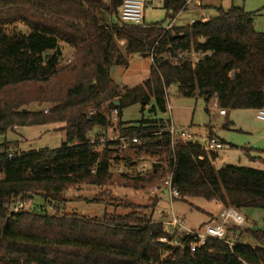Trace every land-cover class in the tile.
<instances>
[{
  "label": "trees",
  "instance_id": "obj_1",
  "mask_svg": "<svg viewBox=\"0 0 264 264\" xmlns=\"http://www.w3.org/2000/svg\"><path fill=\"white\" fill-rule=\"evenodd\" d=\"M123 2L0 0V136L17 125L65 124L60 148L12 153L10 141L0 142V264H264L261 228L229 225L233 247L212 239L191 252L188 236H179L178 245L161 242L172 237L154 222V209L136 212L129 205L133 211L126 215L106 212L99 218L64 211V192L71 187L150 189L169 175L179 200L264 210V170L218 168V154L200 144L173 145L167 133L172 121L164 116L170 87L183 97L203 98L207 111L213 102L227 112L264 107V31L256 28L254 12L215 7L206 21L166 30L162 24L122 23ZM163 5L173 18L187 9L186 0ZM62 43L74 50L68 63ZM143 53L153 58L149 78L118 85L112 68H127ZM32 103L49 107L24 112ZM134 105L142 117L124 121V110ZM114 109L116 124L109 121ZM108 129L138 136V142L131 140L127 149L120 141L101 142ZM243 149L250 156L252 148ZM151 157L158 162L145 174L113 170L120 160L134 167ZM20 203L24 209L17 212Z\"/></svg>",
  "mask_w": 264,
  "mask_h": 264
},
{
  "label": "rangeland",
  "instance_id": "obj_2",
  "mask_svg": "<svg viewBox=\"0 0 264 264\" xmlns=\"http://www.w3.org/2000/svg\"><path fill=\"white\" fill-rule=\"evenodd\" d=\"M202 1L207 6L206 10L198 9L195 3ZM193 0L186 10L181 11L175 18L171 17L163 5V0H149L145 7V24H162L166 27L173 24L176 27H186L194 21L201 20V16L212 17L216 14L215 7L229 9L231 6H242L247 11L254 12L255 25L260 31H264V0ZM205 11H210L209 15ZM25 29V28H24ZM121 40L120 44L124 45ZM61 49L64 55V62L72 58L74 50L62 43ZM194 62L199 59V54L192 55ZM151 59L143 58L136 54L130 60L127 68L114 67L112 71L113 80L122 87H132L149 78L151 72ZM168 93L167 112L165 117L169 118L178 130L187 129L198 134L201 143H204L208 136V130L204 129V124L211 122L218 137L226 144L222 150L217 152L219 158L215 161L216 167L220 168L226 164L249 166L264 170V124L256 118L254 109L230 110L226 116L220 115L213 104H209L211 113L205 111L206 101L201 97H183L179 94L177 87H171ZM48 105L32 103L23 108L24 112L35 113L47 109ZM107 107L103 106L102 110ZM94 110V109H93ZM146 115H149L146 112ZM142 117L140 105H134L124 110V121H136ZM226 125L227 127H225ZM65 124L56 123L48 125H26L15 126L4 137L0 136V142L10 141L11 152H22L29 150H42L46 148H60L65 141ZM215 133V132H214ZM112 129H108L107 136L101 138V142L107 141L111 136H115ZM243 148H254L249 154ZM259 150V151H258ZM131 157H135L132 151H127ZM127 152H123L122 156ZM211 153V152H209ZM253 156V157H252ZM252 158V159H251ZM253 158H256L255 160ZM259 158V159H258ZM158 162V157H151L139 160V163L132 167L125 160H120L113 168L115 173L145 174L150 171L154 164ZM163 180L159 183L161 186ZM156 187V188H158ZM131 189L119 185L109 187H96L90 185H80L71 187L64 192L66 199L64 211L70 214H77L85 217H102L106 212L126 215L133 211L129 205H134L136 212L151 211L154 209V219H158L160 209L172 213L183 220L194 230L204 229V225L211 220L210 213H215L213 201L203 198H189L187 200L171 199L165 193H157V189ZM36 202H41L37 199ZM28 202L27 207L34 204ZM155 207L153 208V204ZM50 213H54L52 207ZM246 218L243 228L264 229V210L259 208H247L240 211ZM252 243V239H245Z\"/></svg>",
  "mask_w": 264,
  "mask_h": 264
},
{
  "label": "built area",
  "instance_id": "obj_3",
  "mask_svg": "<svg viewBox=\"0 0 264 264\" xmlns=\"http://www.w3.org/2000/svg\"><path fill=\"white\" fill-rule=\"evenodd\" d=\"M193 0H186V6ZM149 0H124L121 7V19L122 23L129 25H138L144 26L145 22V7ZM206 21L207 19H201ZM196 21H193V23ZM192 23V24H193ZM166 30L173 28L172 23L167 25ZM182 55L180 54L179 57ZM174 63L178 62V58L172 59ZM171 88V87H170ZM167 89V102H168V93L171 89ZM216 97V96H215ZM169 104V102H168ZM214 107H216L221 115H227V110L219 108L216 102H213ZM256 118L264 124V107L256 110ZM110 123L116 124L118 122V110L114 109L109 117ZM161 133V132H160ZM167 133L171 135L172 144L177 143L184 144H200L201 147L206 152L217 153L224 148V143L216 137H208L204 140V143H201L197 137L189 132L188 130H178L174 124H172ZM138 142V136H126L120 137L119 135L111 136L108 141H120L123 149H127L130 141ZM92 141L94 138L92 137ZM200 158H203L202 156ZM157 189V193H165L173 200L180 197V192L178 189L174 188L172 185V176L169 175ZM24 209V204L20 203L15 207V211H20ZM158 219H155L154 222L161 223L164 230L172 237L161 238L162 243H167L170 245L179 244V236H188L189 237V247L191 252H196L198 249L207 245V243L212 240L225 241L230 247H233L236 244V239L228 240L227 239V229L229 225L244 226L246 224V218L244 215L234 207H224L218 216L214 217L204 225V229L194 230L190 228L183 220L177 217V215L172 212L168 213L162 209L158 211Z\"/></svg>",
  "mask_w": 264,
  "mask_h": 264
},
{
  "label": "crops",
  "instance_id": "obj_4",
  "mask_svg": "<svg viewBox=\"0 0 264 264\" xmlns=\"http://www.w3.org/2000/svg\"><path fill=\"white\" fill-rule=\"evenodd\" d=\"M200 1V0H199ZM195 7L196 8H198V9H202V10H206V8H205V5L202 3V1H200V2H198V3H195ZM207 7V6H206ZM209 13H210V11H205V14L206 15H209ZM209 18V16H201V19H208ZM194 21V20H193ZM173 25V24H172ZM173 27H176L175 25H173ZM143 58H150L151 59V66H152V64H153V58H152V56L150 55L149 57H143ZM147 79V78H146ZM145 79V80H146ZM144 81V80H143ZM142 81V82H143ZM207 105H206V108H205V111L207 112V113H211V109L209 108V111H207ZM256 111V110H255ZM229 112V111H228ZM228 112H227V114H228ZM220 114V113H219ZM221 115V114H220ZM223 116H226V115H223ZM173 124V123H172ZM204 129L205 130H208V136L207 137H205V139L206 138H208L209 137V135H210V132H213V134H215L216 136V138H218V139H220L221 141H224L223 139H221L220 137H218V135H217V133H216V131H215V129H214V127H213V125H212V123L211 122H209V123H206V124H204ZM188 129V128H187ZM187 129H185V130H187ZM189 132H191L190 130H189ZM215 132V133H214ZM192 133V132H191ZM193 134L197 137V139L198 140H200L201 141V138H199V136H198V134H196V133H194L193 132ZM222 143H224V142H222ZM226 144V142L224 143V145ZM253 150H254V148H252ZM262 150H264V149H262ZM259 151V150H258ZM253 157V156H252ZM218 158H219V155H218ZM217 158V159H218ZM252 159V158H251ZM259 159V158H258ZM255 160V159H254ZM213 203H214V210H215V213H210L209 214V218L210 219H213L215 216H218L219 215V213L221 212V210L224 208V206L223 205H221L220 203H218V202H216V201H213ZM210 221V220H209Z\"/></svg>",
  "mask_w": 264,
  "mask_h": 264
},
{
  "label": "water",
  "instance_id": "obj_5",
  "mask_svg": "<svg viewBox=\"0 0 264 264\" xmlns=\"http://www.w3.org/2000/svg\"><path fill=\"white\" fill-rule=\"evenodd\" d=\"M150 56V53H143L142 54V57H149ZM114 70V67L112 68V71ZM115 104L118 106L119 105V102L115 101Z\"/></svg>",
  "mask_w": 264,
  "mask_h": 264
}]
</instances>
